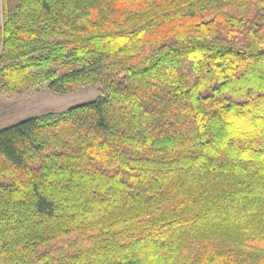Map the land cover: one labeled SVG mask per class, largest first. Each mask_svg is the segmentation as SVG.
I'll list each match as a JSON object with an SVG mask.
<instances>
[{
	"label": "trees",
	"instance_id": "1",
	"mask_svg": "<svg viewBox=\"0 0 264 264\" xmlns=\"http://www.w3.org/2000/svg\"><path fill=\"white\" fill-rule=\"evenodd\" d=\"M84 87L0 130V264H264V0H0V96Z\"/></svg>",
	"mask_w": 264,
	"mask_h": 264
},
{
	"label": "rangeland",
	"instance_id": "2",
	"mask_svg": "<svg viewBox=\"0 0 264 264\" xmlns=\"http://www.w3.org/2000/svg\"><path fill=\"white\" fill-rule=\"evenodd\" d=\"M101 95L98 87H84L70 95L42 88L22 96H0V130L48 112H58L92 101Z\"/></svg>",
	"mask_w": 264,
	"mask_h": 264
}]
</instances>
